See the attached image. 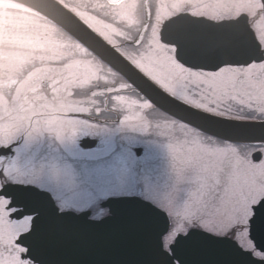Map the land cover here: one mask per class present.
Wrapping results in <instances>:
<instances>
[{
	"label": "snow or ice",
	"instance_id": "obj_1",
	"mask_svg": "<svg viewBox=\"0 0 264 264\" xmlns=\"http://www.w3.org/2000/svg\"><path fill=\"white\" fill-rule=\"evenodd\" d=\"M24 7L25 19L0 27V264H46L38 248L87 246L93 231L142 242L141 258L121 264H264V238L252 227L264 220V0H162L143 32L127 39V52L82 16L119 17L107 0H31ZM184 18L216 27L203 50L210 66L190 64L184 41L170 35ZM79 37L110 46L123 67ZM50 41L87 51L58 61L41 80L33 73ZM244 43L250 59L230 62L227 52ZM94 57L107 64L105 74L122 79L110 75L107 103L69 114L96 131H78L54 148L28 109L31 89L52 99L53 89L71 87L75 69L64 65ZM71 91L75 97L79 89ZM109 112L117 115L111 130L103 120Z\"/></svg>",
	"mask_w": 264,
	"mask_h": 264
},
{
	"label": "water",
	"instance_id": "obj_2",
	"mask_svg": "<svg viewBox=\"0 0 264 264\" xmlns=\"http://www.w3.org/2000/svg\"><path fill=\"white\" fill-rule=\"evenodd\" d=\"M4 2L13 3L28 10L24 7L31 2V0H19L14 3V0H0ZM29 11V10H28ZM151 13L149 0L144 1V22L141 32L148 23V16ZM217 29L210 22L205 23L195 19L184 18L173 24L170 28V35L174 39H181L184 41L182 53L184 58L194 65L204 64L210 66L212 57L204 55L203 50L208 43L213 39ZM85 46L89 47L94 53L100 54L102 58L114 64L117 68H122L123 65L117 59L118 54H114V50H110V46L104 44L99 39H90L86 37H79ZM85 49V48H84ZM87 50V49H85ZM251 48L250 45L244 43L233 47L227 52L230 62H247L250 59ZM106 67L107 64L103 62L100 57H95ZM128 79L136 80V77L129 73ZM253 134H259L258 132ZM83 145V141L81 143ZM37 202L42 205L47 204L43 197H38ZM253 230L257 239L264 238V220L257 217L254 221ZM144 247L141 241L131 237H106L100 231L90 232V242L87 246H82L78 242H70L63 246H49L45 245L38 248V252L46 264H54L56 261L72 260L76 264H121L124 261H135L141 258Z\"/></svg>",
	"mask_w": 264,
	"mask_h": 264
},
{
	"label": "rangeland",
	"instance_id": "obj_3",
	"mask_svg": "<svg viewBox=\"0 0 264 264\" xmlns=\"http://www.w3.org/2000/svg\"><path fill=\"white\" fill-rule=\"evenodd\" d=\"M161 2L162 0H150V8H151L153 16L155 15L156 8L161 4ZM143 5H144V0H127L126 4L123 7L114 8L115 10L119 11L120 15L119 17L111 15L109 17L111 22L105 23L103 20H98L94 16H91L92 22L91 21L89 22L91 24L92 23L94 24V22H97V24L99 23V25L107 28L108 32L105 33L106 35L105 34L103 35V38L107 40L109 44L115 47H118L119 50L127 52L129 51L127 43H126L127 39L135 31L141 30V27L143 24V17H144ZM28 14L29 12L26 11L24 8L20 7L19 5L0 1V27L3 26L5 21L23 20L27 17ZM120 37H124V39L121 40ZM85 52H86L85 49H83L79 45H76L75 47H73L72 45H65V44L57 43L55 41H50L48 45V50L44 53V59L42 62L43 67L40 69H37V71L33 73V76H38L39 79L41 80L50 78V75L58 69V66H55L56 64H58V61L67 59L68 57H71V56H75L77 53L80 56H84ZM80 60L85 61L86 64H88L89 70H84V71L77 70V67H78L77 62ZM64 67L75 69L74 72L70 73V75L73 76L74 82L76 81V79L80 78L79 77L80 74L85 75L84 77H81V79L84 78L85 81H81L77 86L74 85L73 82H71V87L78 88L82 95H87L90 90L95 91V94H97L96 92L97 86H101L102 88L107 87L108 92H110V90L113 91L114 89H111L110 84L113 82V79L119 80L116 76H114V74H105L107 69L104 68L103 66L101 67L97 62H93V60L91 59H75V60H72L70 64L64 65ZM110 75H112L113 79H110ZM56 83H59V81H56ZM71 87L65 88L63 86L62 88H59V89H55V90L53 89L54 95L52 99L56 100L60 96H66V95L72 94ZM38 90H39L38 87L31 89V92L33 93V96H34L33 99L37 97ZM41 99H42L41 101L43 102L44 100H47L49 98L45 96H41ZM84 99H86L84 101H90V100H87V97H84ZM117 99L120 101L121 104H125L129 108H132V104L129 103L128 97H123V98L119 97ZM65 101H69V99L66 98ZM32 104L34 103L33 102L28 103L29 110L34 109ZM46 104L49 105V102H46ZM37 107L38 106H36V108ZM71 110L74 111L78 109L75 108ZM38 111H39V108H38ZM79 112H82V110ZM32 113L34 112L32 111ZM138 115L139 114L137 113V116ZM114 116L117 119V115L115 114ZM153 116L155 117L156 115H153ZM156 117L159 118V116H156ZM135 119H136V116L126 117V120H135ZM44 121L46 122V120ZM40 123H42L44 127L47 126L45 125L46 123L44 122L40 121ZM75 134L76 132L72 131L69 137L71 138ZM123 137L124 135H121V138ZM165 163L167 165L166 159H165Z\"/></svg>",
	"mask_w": 264,
	"mask_h": 264
},
{
	"label": "flooded vegetation",
	"instance_id": "obj_4",
	"mask_svg": "<svg viewBox=\"0 0 264 264\" xmlns=\"http://www.w3.org/2000/svg\"><path fill=\"white\" fill-rule=\"evenodd\" d=\"M82 16L84 17L86 22L90 24L91 27H93L98 33H100L102 37L105 33L108 32L107 28L99 25V23L97 24V22H94V24L93 23L91 24L89 22V21L92 22L91 16H89L87 13H82ZM110 16L111 14H109V17ZM77 63H78L77 70H80V71L89 70V66L88 64H86L85 61L80 60ZM55 66L59 67L58 64H56ZM84 76H85L84 74H80L79 79H76L75 82L74 80H72L74 85L77 86L81 81H85L84 78L81 79V77H84ZM54 83H56V81H54ZM62 87L63 86H61L60 88ZM111 89L113 88L111 87ZM96 90H97L96 91L97 94H95V91L90 90L87 96V95H82L80 91H78L75 97L73 96V94H69L66 96H60L59 98H57L59 100L47 99V100H44L43 102L41 101L42 95L41 96L37 95V97L34 98L33 101H30L34 103L32 104L34 108L32 110H34L33 111L34 113H32L31 111V115L38 117L41 122L46 123L45 125L47 126L45 127L43 126V130L47 134L45 139L46 141L51 142L54 148L62 146V145H57L56 143L57 140L61 142H65L68 139H70L69 136L72 131H75L76 133L78 131H89V132L96 131L97 125L90 123L88 119H84V120L73 119L72 117L69 116L70 113H77L81 110L83 113H87L91 111V108L92 106H94L95 103H100V102L107 103L108 101L106 97L103 95V93L108 92V88L107 87L102 88L101 86H97ZM84 97H87V100H90V101H84L86 100L84 99ZM92 97H96V100L95 101L91 100ZM123 97H126V96H120V98H123ZM66 98L69 99V101H65ZM46 102H49V105H47ZM36 106L38 107L36 108ZM38 108H39V111H38ZM75 108L78 110H74V111L71 110ZM97 111H99V109H97ZM114 115H115L114 113L109 112V113H106L105 116L103 117V120L106 122L105 126L110 130L114 127V122L116 121V117ZM153 115L160 116V113L156 112ZM156 116L154 118L158 119ZM44 120H46V122ZM121 135L126 136L128 135V133L126 131H121L120 136ZM53 137L55 139H53ZM68 159L72 163L78 162L70 154H68ZM162 163L166 165L165 160H163Z\"/></svg>",
	"mask_w": 264,
	"mask_h": 264
},
{
	"label": "built area",
	"instance_id": "obj_5",
	"mask_svg": "<svg viewBox=\"0 0 264 264\" xmlns=\"http://www.w3.org/2000/svg\"><path fill=\"white\" fill-rule=\"evenodd\" d=\"M117 1V0H116Z\"/></svg>",
	"mask_w": 264,
	"mask_h": 264
}]
</instances>
